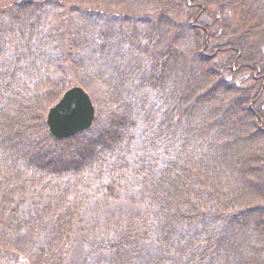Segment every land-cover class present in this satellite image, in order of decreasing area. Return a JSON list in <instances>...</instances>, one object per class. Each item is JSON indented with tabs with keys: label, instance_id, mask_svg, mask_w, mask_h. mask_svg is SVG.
I'll return each mask as SVG.
<instances>
[{
	"label": "trees",
	"instance_id": "1",
	"mask_svg": "<svg viewBox=\"0 0 264 264\" xmlns=\"http://www.w3.org/2000/svg\"><path fill=\"white\" fill-rule=\"evenodd\" d=\"M27 1L32 0H15L17 11H10L9 15L12 17H6L5 20L3 18V25L0 26V220L7 210L17 211L15 204L12 205L14 201L18 204L24 202L22 197L13 199L14 195L10 191L13 188L17 190L15 186L18 182L37 186L43 182L49 184V191L60 186V193L57 189L55 192H48L49 195L44 198L46 206L43 208L46 211H32L28 215L16 212L13 219L11 218V224L17 223L30 238H37V234H40L38 227L45 224L47 227L48 218L54 220V229L45 228L46 233L51 232L49 241L52 242V248L49 246L44 258L47 264H63L56 262L57 259H62L58 249L64 252L75 242L77 225L82 222L83 211L91 201L89 194L86 195L87 200L86 197L73 196V190L81 189L82 185H75L73 181L78 178L82 181L89 180L91 189L92 186L97 188L96 186L105 184L107 179L116 177L103 192L111 189L114 190L112 193L120 191L119 189H133L136 198L131 201L138 209L122 232L102 242L105 257L98 264H247L248 256L236 259L237 255L232 254L229 245L237 237L233 221L240 225L242 217L252 208L241 205L240 208L235 207L234 212L228 211L227 207L231 206L233 200L234 203L239 200L233 198L241 194V191L221 188L219 183L223 182L218 181L216 184L215 181L216 186L212 188V194H209L205 189L209 188V184L204 176L205 171L209 172L205 164L210 166L211 159L216 160L213 167L219 166L220 160L228 159V149L237 138L241 125L250 127L246 132L250 140L254 137L258 140L260 131L264 130V105L260 108L254 107V110L251 107L243 109L247 100L251 105L263 93L253 83L247 82L246 76H231L226 67L233 60L231 54H236L234 59L238 61V53L242 52V41L246 44L250 42L249 47L255 56H251L249 60L239 59L242 63H238V71L245 69L247 65H263L262 57L256 59L258 41L261 43L264 40V17L261 12L262 10L264 16V8L260 9L259 1L257 9L254 10L250 7L251 0H222L220 4L204 0L201 11L194 17L195 24L189 27L195 29L190 51L185 52L189 61L185 64L189 69L180 70L181 76L172 70L171 88H166L159 97L151 92L155 90L153 87H158V82L152 81L145 85L142 81L148 73L152 80L157 81L164 76L161 68L164 67L165 70L166 65L164 66L165 63L157 57L155 51L151 50L153 54H146L149 62L144 66L146 73L142 74L140 71V79L136 78V73L130 75V70L134 71V67H127L124 61L118 62L119 65L110 62L114 68L111 70L107 67V62L111 59L102 58L107 52H121L118 43H115L121 37H116L111 42L102 37L105 42L97 41L98 46L91 47L87 54L84 52L85 45H89L87 38L90 42L93 38L86 37L81 42L69 39L68 48L61 56H55L49 46L54 41L53 37L59 33L54 25L55 21L40 13V4H36L37 1L34 5H29L30 2ZM95 1L102 3L101 6L109 2L122 3L121 0ZM181 1L153 0L151 3V12L155 16L153 18L159 20L158 27L156 24L152 27L156 34L162 33L161 36H164L167 33L165 44L170 38V29L165 31L160 26L164 21L173 23L171 11ZM190 1L195 4L198 2ZM227 1L229 8L236 11L239 26L248 16L258 17L255 24L257 30L250 32L249 36L242 35L243 39L239 35H232L234 28H227V31L226 27L232 26L233 20L221 19ZM43 2L41 3L44 4ZM69 8L65 9L66 12L72 9L71 6ZM125 22L130 23L127 20ZM182 25L183 20L177 23L172 32L177 33ZM168 26L165 24L164 27ZM243 29V33L250 31L246 26ZM150 31L148 29V33ZM261 32V37H254ZM202 47L214 50L220 47L221 50L219 49V53H214L213 50L212 55L206 57L208 63L200 65L195 55H198ZM142 48V41L135 42L129 51ZM130 59L138 61L137 55H131ZM67 62L72 68H79L81 73L76 76L77 84L90 94L91 91H96L93 84L96 88L95 83L99 82L102 91L99 93L101 104L95 100V108L97 114H100V109L106 114L102 117V122H99L101 126H94L99 118L95 116L88 129L65 138H56L48 131L46 113L48 107L66 89L62 72ZM135 64V72L138 74L143 64H139V61ZM126 74L130 76L124 80ZM261 77L263 84L264 74ZM147 78L151 80L149 76ZM257 78L255 79L258 80ZM137 79L138 84L134 83ZM181 81L186 84L179 85L178 82ZM214 97H223L228 103H233L240 118H237L235 112L215 106L214 110L223 109L222 122H207V115L212 110L205 106V111H201L202 115H197L196 111V119L192 120V112L202 107L201 105L197 108L200 100L210 102ZM158 110L160 113L156 112ZM167 124L169 125L166 126ZM231 134L233 135L229 136ZM190 150L195 155L188 160L187 154ZM261 151L259 159L264 154V150ZM235 166V170L241 173L237 165ZM251 171L252 168H249V172ZM121 176L133 179L118 181ZM199 188L203 189L198 191ZM224 189L226 197L217 196ZM200 192L205 196L202 197ZM112 193L108 192L111 195L105 197L106 202L116 200ZM261 209L264 206L259 209L261 216L258 217L257 227L262 234L258 246L263 248L264 210ZM247 235L248 233L244 236V244L249 240ZM238 242L241 243L240 240ZM12 248L23 256H28L32 251L24 247ZM38 257L37 255V259L41 261Z\"/></svg>",
	"mask_w": 264,
	"mask_h": 264
},
{
	"label": "rangeland",
	"instance_id": "2",
	"mask_svg": "<svg viewBox=\"0 0 264 264\" xmlns=\"http://www.w3.org/2000/svg\"><path fill=\"white\" fill-rule=\"evenodd\" d=\"M14 1L15 0H0V26L3 25L1 24L2 22L1 20L3 18L5 20L6 17H9L10 19L12 17L10 16L11 12L14 13L15 11H17ZM35 1H37L36 4H40L38 8L40 13L45 14V16L48 18L51 17L52 20L55 21L54 23L55 27H57L58 29L59 33L55 37H53L54 41L51 43V45H49L51 47L50 48L51 53H53L55 56L57 55L61 56L63 51H65L68 48V46L70 45L68 42L69 39L72 40L77 39L78 41L81 42L82 40H85L86 37L93 38L91 42L89 41V38H87L89 45H85V50H84V52L87 54L90 52L91 47L98 46L97 41L99 42L103 40V42H105V40L102 37L106 38L110 42L115 41L114 38L116 37H121L120 39H116L117 42H115L118 43L117 45H119L118 48L120 49L121 52L115 51V53L113 52V54L110 52L111 55L107 52V54L105 53L103 54L102 58L111 59V61L107 62V67L109 69L111 68V70H114V68L111 67L110 62L112 63L116 62L119 65L118 62L123 63L124 61L127 67L130 66L134 67V71L129 69L131 72L130 75L136 73L137 75L136 78L140 79L139 77L140 71H142V74L146 73L144 66L147 65L149 62V60L147 59L148 56L146 54L148 53L153 54V51H155L157 57L160 58V60H162L165 63L164 66L166 65L165 70L164 67L161 68V71H163L162 74L164 76L161 77V80L157 81V79L152 80L150 73H148L147 77L149 76L151 80L145 77L142 81L145 85L151 83L152 81H156V83L158 82V87L157 88L153 87L155 90L151 91L152 95L155 94L158 97L159 95L164 93L166 88H169L170 90L171 82L173 80L172 73L174 71H177L176 75L178 74L181 76V73L179 72L180 70L189 69L188 66L186 65L187 62L189 61L186 57L185 52L190 51L189 48L193 43L194 35H195V29L194 28L191 29L192 27L191 28L189 27L191 24H195L194 17L199 11H201V5L205 3L204 0H197L198 2L196 4L195 2H191L190 0H182L180 2V5L178 4V7L176 9L171 11L173 14L172 19L174 20V21L171 20V22L173 21V23L170 24L164 21L162 26H160L161 29L165 31L170 29V34H169L170 41L168 40L166 42L167 44H165L164 41H166L167 33L165 32L164 36H161L162 33L156 34L154 28L152 27V25L154 24H156L155 25L156 27H158L159 25V20L156 21L154 19L155 18V16L153 15L154 13L151 12L152 10L151 3L153 0H121L122 3L118 1L117 2L115 1L116 3L107 2L108 4H106L105 6L104 5L101 6L102 3L100 2L98 3L95 0H89L90 2H87L86 0V3L84 2L85 0H58V1L45 0L44 1L45 3L42 0H32L27 2L31 3V4L29 3V5H34ZM188 1L189 3H187ZM212 1L217 2L219 4L222 3V0H212ZM258 1L261 4L260 9H263L264 4H262V1L264 2V0H251V2H249L250 7L256 10ZM41 2H43L44 4H42ZM227 3L228 1L226 2V4ZM59 4H62L60 6L61 8L58 6ZM70 6L72 9L75 10L73 11L71 9L70 11L67 10L66 12L65 9L69 8ZM229 7L230 5L228 4L226 7H224V10H222L224 11V15L221 16L222 20L223 19L229 20L231 18L233 19L231 20L232 26L229 25L226 27L227 31H228L227 28H234L233 29L234 33L232 35L235 36L239 35L240 39H243L242 35L249 36L250 32L257 30L255 24L257 23V19L259 20L258 17L248 16L247 18H245V20L244 19L242 20V24L239 26L237 23L236 11L233 8H229ZM227 8L228 10H226ZM261 12H262V17H264L262 10ZM3 13L6 14L3 15ZM133 16H136L138 21H136L133 18ZM40 18H42V15L40 16ZM124 19L130 21V23L127 24L128 22H125ZM182 20H183V25L182 27L179 28L180 30L177 33H173L172 29L177 25L178 22H181ZM262 21H264V19H262ZM165 24L169 26L165 28L164 27ZM214 26L215 25H213V27ZM244 26H246V29H250V31L243 33ZM148 29H151L149 33H148ZM177 30L178 29H176V31ZM131 33L133 36L131 35ZM262 33L263 32L258 33L254 37L256 36L261 37ZM175 34H178V36L175 37L174 36ZM127 36L130 38L127 39ZM141 41L144 48H142L141 50L134 49L133 52L129 51V48H131L132 43L135 42L141 43ZM71 43H73V41H71ZM241 43H242L241 44L242 56L241 54L238 53L240 57L238 56L239 58L237 61V59H234L236 54H231L233 55L232 56L233 60H230V63L228 62L226 67L228 69V73L231 76H233L234 78L236 76L237 77L246 76L245 78L246 81L253 83V85L257 86L260 92L263 93V95L261 94V96L258 99L256 98L255 102H253V104L251 105L247 100L244 103L245 106L243 107V109L248 107H251L253 109L254 107L257 108L258 106L260 108L262 104L264 105V82L262 84L263 78L261 77V74H264V63L260 67H258L259 66L258 64L255 65L251 64L252 66L247 65L245 69L238 71L239 68L238 63H242L239 59L249 60L251 56H255V54L252 55L254 52L252 48L249 47L250 42L246 44V42L242 41ZM258 43L259 46L257 50L258 52L256 53L257 55L256 59H259L260 57L264 59V40L261 43L260 41H258ZM222 46H225V44L224 45L222 44ZM219 49L220 47L216 48L215 50L204 47L200 48L198 51V55L197 54L195 55V58H197L196 60L197 63L198 60L200 65L201 63H208V61H206V57L211 56L213 50L214 53L216 52L219 53L221 50ZM131 55L132 56L137 55L139 64H143V67H140L138 74L137 72H135V68H137V65L135 63H137L138 61H133L132 59H130ZM94 62L95 61H93V64ZM256 62L258 61L256 60ZM67 63L64 66L65 69H63L62 72L63 74L62 79L65 80V83L67 85L65 86V88L77 84L76 76H79L81 73L80 71H78L79 68H77L76 66H73L72 68L69 63L67 66ZM93 64L91 67H93ZM183 65L185 67H183ZM157 73H159V71ZM126 75L127 76L124 77V80H126L127 77L130 76L129 74ZM255 78H257L258 80H256ZM137 81L138 79L134 80V83L138 84ZM98 83L99 82L95 83L96 88L94 87L93 84V89H96V91L94 90L93 92L91 91L92 94L88 92L94 106L96 103L95 100H98L101 104V101L99 100L100 98L99 93L100 92L102 93V91ZM159 83L161 85H159ZM178 84L184 85L186 83L181 81L178 82ZM217 87L220 88V86ZM260 92H258V94ZM58 99L59 98H57L56 101ZM200 101L201 103L197 108L201 107V105L202 107L200 110L197 109L192 112L193 114L192 120L196 119L194 115L196 111H197V115L199 116L202 115L201 111L202 110L205 111L204 108L205 106L209 107V110H212L207 115V122H211L212 120H217L218 122H222L221 118H223V114H222L223 109L220 110L216 109L217 110L216 111L213 109L215 106L227 109L231 113L235 112L237 118L238 119L240 118L238 117L239 116L237 112L238 110H236L235 107L233 106L234 104L228 103V101L227 100L225 101L223 97H218V98L214 97L212 100H210V102H208V100L205 99H201ZM156 112L160 113L159 110ZM105 114L106 113L101 109H100V114L99 113L97 114L96 108L94 109L93 121L95 120V116H99L94 126H101L99 122H102V117H104ZM168 125L169 124H167L166 126ZM255 125L256 124H254V126ZM241 127L242 128L238 130L237 138L232 143V147H229L228 149L227 152L228 154L226 155L228 159H224L222 161L220 160L219 166H215V167L212 166L213 162L216 161V160L214 161V159H211L210 166H208V164H205L209 169V172L205 171V176H204L206 178L207 184H209L208 185L209 188L205 187V189L207 193L212 194V188L216 186L214 182L216 181L217 184V182L219 181V182H223V183H219V186L221 188H225V189L229 188L228 189L229 191L230 190L241 191V194L233 198V199L238 198L240 201L238 200L235 203L234 200L233 202L231 201L232 202L230 204L231 206H228L227 208L229 209L227 210L234 212L235 211L234 208L235 207L240 208L242 207L241 205H248V208H252V209L251 211L249 209V211L246 212L247 214L245 213V215L240 220L242 224V225L240 224L241 226L237 221L235 220L233 221L232 225L234 228H236L235 236L237 235L238 238L237 237L233 238L231 243L232 245H229V249L232 252V254L237 255L236 259L238 260L242 259L247 255L248 257L246 258V261L249 260L247 264H264V242L261 244L263 248L258 246L260 245L259 240L262 239V237L260 236L262 234H260L261 231L257 227V222H259L258 217L261 216L260 215L261 211L259 209L260 207L264 206V183L262 181V179L264 178L263 175L264 154L263 157L259 159L260 154L262 152L261 150L262 149L264 150V145H262L264 144V134H263L264 130L260 131L261 135L258 136L259 137L258 140H256L257 138L254 139L255 137L250 140V138L246 136V134H248L246 132L249 131L250 127L247 125L245 126L241 125ZM223 133L225 132L223 131ZM232 135L233 134L229 136ZM194 155L195 153L193 152V150H190V153L187 154L188 160L193 158ZM235 165H237L241 173L235 170L236 168ZM247 166H249L250 169L252 168L251 172H249V168ZM232 167H234V169ZM126 172L130 173V171L128 170ZM115 178L116 177H113L110 180L107 179V182H105V184H101V186H96L97 188H93L92 186L91 189L89 187L90 185L89 180L82 181L81 178L80 179L78 178L76 181H73V184L75 185H77L78 183L82 184L80 186L81 189L78 190L76 188L75 190H73V196L86 197L87 200L86 195L89 194V199H91V201L89 202L88 207L86 206L85 210L83 211L84 215L82 216V222L78 223L77 225L78 227L76 228L77 233L75 234L76 235L75 242L74 243L72 242V245L69 246L70 248L65 250L64 252L63 250L61 251L60 249H58V251L61 252L60 257L62 259H57L56 262L58 263L63 262V264H98V262H100L105 257V252H103L101 247L102 242L107 241L117 233L122 232L125 226L129 224L131 217L134 216V213L138 209V206L133 205L134 203L131 201V199L136 198L135 190L119 189L120 190L118 191L119 193L117 192V190H116L117 193L116 192L112 193L114 192V190L111 189L110 191H105L104 193L103 190H107L105 189V187H110V181H114ZM121 178H118L117 180L124 181L125 179H133L132 177H126V176L124 178L121 176ZM42 181H45V179ZM15 187L17 188V190H15L14 188L13 190H10L11 193L14 195L13 199H18V197L19 198L22 197L24 199L22 201L24 202L18 204V202L14 201L12 205L15 204L14 206H16L17 209L16 212H19L22 215L25 214L28 215L33 212L39 213L46 211L45 208L43 207L46 206V204L44 205V203H46L44 198L49 195L48 192L52 193L55 192L57 189L59 193L62 191V188H60V186H58V188L54 191H49L48 190L50 187L49 184H45L43 182L39 183L38 186L37 184L30 185L28 182H18L17 186ZM111 187L114 188L113 186ZM203 188H199L198 191L202 190ZM225 189L221 190V192L218 193L217 196L226 197L227 194L223 192L225 191ZM108 192L112 193V195L115 196L116 200L106 202L105 197L111 195L108 194ZM200 193L202 194L201 195L202 197L205 196L203 192ZM129 196H132V198L129 199ZM236 203H240V204H236ZM35 205H37V207L39 208H37ZM42 209H44V211ZM261 210L263 211L264 209ZM9 211L11 210H7L6 214L1 218L2 221L0 220V264H47L44 255L46 254V251H48L49 246L50 248H52V242L50 243L49 241L51 232L46 233L45 228L49 230L54 229L55 227L54 220L52 221L50 220V218H48L47 227L46 224L45 226L40 225V227H38V233L40 234H37V238L36 236L30 238L28 234H25L23 232V230L17 225V223L11 224V221H13L12 220L13 215H15L16 212L11 211V214H8ZM263 220H264V211H263ZM262 226L264 227V221L262 223ZM247 233L248 235L246 237L249 240L248 242L246 241L247 242L246 244H244L243 243L244 236ZM8 234L10 237L8 236ZM238 240H240L241 243L238 242ZM12 246L17 248H23V247L30 248L32 249V251L29 253L28 256H23L21 253L15 252ZM256 246L257 248L259 247L260 249L259 248L257 249ZM34 255L35 258L33 257ZM37 255L39 256L38 258H40L41 261L37 259Z\"/></svg>",
	"mask_w": 264,
	"mask_h": 264
},
{
	"label": "water",
	"instance_id": "3",
	"mask_svg": "<svg viewBox=\"0 0 264 264\" xmlns=\"http://www.w3.org/2000/svg\"><path fill=\"white\" fill-rule=\"evenodd\" d=\"M93 119L94 105L90 95L81 85H72L48 109L45 121L52 136L65 138L88 129Z\"/></svg>",
	"mask_w": 264,
	"mask_h": 264
},
{
	"label": "bare ground",
	"instance_id": "4",
	"mask_svg": "<svg viewBox=\"0 0 264 264\" xmlns=\"http://www.w3.org/2000/svg\"><path fill=\"white\" fill-rule=\"evenodd\" d=\"M133 18H134L135 20L138 21V19L136 18V16H133ZM87 93H88V91H87ZM88 94H89V93H88ZM55 102H56V101H55ZM55 102H54V103H55ZM54 103H53V104H54ZM53 104H52V105H53ZM52 105H50V106L48 107V109H49ZM48 109H47V111H48Z\"/></svg>",
	"mask_w": 264,
	"mask_h": 264
}]
</instances>
